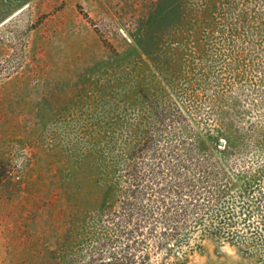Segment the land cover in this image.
I'll use <instances>...</instances> for the list:
<instances>
[{"label":"rangeland","instance_id":"rangeland-1","mask_svg":"<svg viewBox=\"0 0 264 264\" xmlns=\"http://www.w3.org/2000/svg\"><path fill=\"white\" fill-rule=\"evenodd\" d=\"M201 3L0 0V264H96L125 254L131 264L182 256L186 264H264V242L238 220L239 244L193 231L177 250L143 227L142 241L125 251L126 232L141 220L136 211L125 223L127 193L139 183L137 210L146 188L167 177L171 139L187 138L188 165L224 167L235 196L257 168L264 188V149L241 139L264 124V31L259 43L251 33L247 43L234 38L245 63L238 79L237 66L222 70L218 49L203 52L192 32ZM213 41L222 42L218 31Z\"/></svg>","mask_w":264,"mask_h":264},{"label":"trees","instance_id":"trees-1","mask_svg":"<svg viewBox=\"0 0 264 264\" xmlns=\"http://www.w3.org/2000/svg\"><path fill=\"white\" fill-rule=\"evenodd\" d=\"M259 2L263 5L261 10H259ZM196 11L199 16L198 20H193L195 25L192 26V32L195 33L196 38L198 34L201 35L202 51L218 49L224 68L222 70H226L232 64L236 65L235 75L240 79V66L245 63H243V55L235 52L234 38L240 37L244 43H247L244 39L245 35L251 33L258 38L257 43L261 41L262 34L260 33L264 31V0H241V2L202 0L201 6ZM216 31L223 43L213 41ZM146 41L144 37L137 40L143 52L146 51ZM251 46L257 48V44L252 43ZM252 52L257 54L255 50ZM156 113L157 120L163 121L162 113ZM247 131V134L240 138L243 142H249L255 151L261 152L264 149V124L250 125ZM173 137H177L176 134H172L171 138ZM184 141H188L187 138L182 137L178 141L169 140L166 149L169 156L165 154L164 160L167 166V174H165L167 177L160 179L154 187L146 188L150 191L143 196L146 197V202H141L137 210H133V205H135L133 198H135V189L139 188V183L134 182L135 184L129 189L127 194L130 198L123 204L129 212L125 223L128 225L132 222V214L136 211L141 220H138L131 231L126 232V238L131 239L127 240L130 242L126 244L125 251L130 250L132 241H142L145 231L143 227L148 228L149 231L154 230L158 236L157 245L162 246L172 241V248L176 247L177 250H182L180 246L183 243L188 245L185 238L193 231H199L201 235L221 237L232 244H239L241 230L235 227L238 221L244 224V228H248L247 233L251 234L250 237L256 236L264 242V188L261 187L259 178L262 170L260 171V168L254 170L247 183V188L239 191V194L235 196L236 184L229 178L224 167L215 168L214 165L208 166L206 163L199 162L190 166L185 163L184 157H191V150L186 148ZM177 142L182 143L181 150L176 148L180 144ZM137 143L133 151L137 148L139 152L143 146H141L142 143ZM195 143H197L198 151H203L200 140L197 139ZM262 164L264 166V160ZM153 174V172L149 174V179L152 180ZM114 193L116 191L112 189V198ZM152 199L156 201V211L151 209L148 203ZM254 216L257 219L255 225L250 222V218ZM235 218H237L236 221ZM157 226L161 228L156 232ZM146 257L147 255L141 256L143 260ZM182 257L184 259L177 258L176 264H186V257ZM134 259L133 254L130 256L125 254L122 260L112 256L107 261L96 264H131ZM89 264H94V262Z\"/></svg>","mask_w":264,"mask_h":264}]
</instances>
